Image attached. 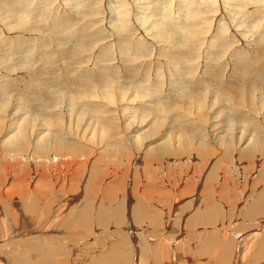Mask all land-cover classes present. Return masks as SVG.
Masks as SVG:
<instances>
[{
  "label": "rangeland",
  "instance_id": "rangeland-1",
  "mask_svg": "<svg viewBox=\"0 0 264 264\" xmlns=\"http://www.w3.org/2000/svg\"><path fill=\"white\" fill-rule=\"evenodd\" d=\"M16 1L17 3H15ZM69 1L71 0H45L46 6L49 3L47 8L44 6L43 0H0V212L1 209H4L3 206L7 201L12 202L13 199H16L13 205L16 204L15 209L19 210L17 215L19 214L18 216L22 218V221L21 219L17 221L19 224L13 222L12 225L9 224L8 231L3 232L0 221V245H3L4 248L7 247L8 252L5 253V256L3 255L5 260H11L8 258L10 256L13 258L14 255L20 256L22 253L31 251L35 243L47 236L57 237L58 242L53 240L49 246H53L52 243H54L55 247H62L63 244V250L67 248V255L73 262H96L104 256L105 250H109L110 255L119 254L117 247L109 246L110 243L116 240L121 241L123 234H127L128 238L131 234L128 231L130 229L132 231L133 228L130 227L131 223L123 226L111 223V213L120 206L126 211L129 210L126 214H130L132 217V212H135L137 207L143 206L148 209V218L147 215L144 216L141 223L135 222L133 218V225L137 223L134 227L139 228L147 240L150 238L152 241H156L161 237L170 240L171 250L163 257L158 256L156 262L173 261L176 264L217 262L218 258L215 259L204 245L207 236L218 227L220 230V232L217 231L218 235L230 236L235 241V245L230 249L231 257L227 256L229 261L226 262L241 261L243 254L240 256L242 250L239 249L241 241L239 236L242 235L241 238H243L253 232V229L259 230L260 224L255 222L252 217L248 218L243 214L230 211V204L232 203L231 207L233 208L235 202L241 203L240 201L243 199L237 197L246 190L244 198L245 196L251 198L248 203L242 202V205L245 206L244 210L248 209L254 204L252 197L264 192L261 188V186L264 187V140L262 145L260 143L254 146L256 149L254 148L252 153L255 152V154L250 157V152L240 149L232 135L236 129L235 121H237L238 124L235 125L238 127L241 125L242 128L245 127L249 131H257L258 134L264 135V123H262L264 120V112H262V110L264 111V83L261 77H253L252 74V71L255 74H264V49H262L264 46V24H262L264 16L256 19L233 17L225 12L226 6H232L233 2L235 4L239 0H211V4L204 7L207 9L201 13L203 21L202 24L200 23V29L203 33L201 34L200 30L198 32L203 36L197 42V45L199 44L197 56L193 53L188 55L189 50L183 42L184 46L178 44L180 38L176 32L183 26L182 24L186 22L185 20L191 13L184 0H159V4H157L158 0L155 2L154 0H144L146 3L149 1L150 4L156 3L157 7L154 4L149 10L147 8L139 9L141 13L145 12L142 14L138 10V3L134 4L136 2L134 0H109L110 2L108 0H72L71 4L68 3ZM163 1L167 2V5ZM91 2H94V5ZM149 3L147 4L149 5ZM56 5L60 7L57 8ZM170 6L171 8H169ZM66 7L67 9H65ZM121 7H125V9H121ZM49 8L50 13L48 12ZM165 10L170 12L166 18L170 28L175 32L172 34L173 37H169V40L164 39L161 43L158 41L159 38H162L160 33L162 30L159 28L164 26L163 21L160 20L162 17L164 18ZM146 11L148 12L146 13ZM158 11L164 15L157 14ZM174 11L176 12L174 13ZM122 13L123 15L128 13L125 29L121 25ZM23 15H27V20L19 23ZM17 16L19 17L17 18ZM84 16L85 18H83ZM97 16L99 17L97 18ZM57 18L59 19L57 20ZM134 19H137L138 22ZM152 22H154L153 25ZM240 24L246 25H244L246 36L243 40L237 33H241L238 26ZM148 26L154 28L150 27L153 32L150 30V33L146 35L144 30ZM60 27H62L61 31ZM121 29L125 32L120 31ZM72 30L75 32L74 34H72ZM66 33L70 34L65 36ZM216 35L221 38L222 42L227 43L226 48L225 46L220 47L219 38ZM55 36H57L56 39ZM210 38L212 40L214 38L213 42L217 45ZM207 42L213 45L211 44L210 47ZM254 42L255 45L252 47L251 44ZM25 43L27 48L24 46ZM61 43L65 45L61 47ZM170 43L176 44V47L171 49ZM174 49L179 50L174 52ZM237 49L239 52L235 51ZM181 51L183 58L179 59L176 55ZM97 52L98 54H96ZM204 52L205 54H203ZM207 53H214L210 54L214 56ZM234 54L235 56H232ZM207 55L209 56L207 58H212L210 60L205 58ZM217 58H221V61ZM239 59L245 60L244 66L241 68L238 65ZM203 60L207 62L205 63ZM127 61H130L129 67ZM158 61L163 62L160 63V67ZM234 61H238V63H234ZM192 62L195 63L192 64ZM212 65H218L216 71L214 70L216 66ZM207 66L211 68H207ZM157 70L158 74H156ZM193 76L198 81L191 80ZM213 77L215 78L213 79ZM170 82L173 83L172 86ZM218 83L221 84L218 85ZM107 85L108 87H105ZM162 89L165 91L162 92ZM194 92L200 94L203 99L205 98L204 104L201 103L203 107L201 105L197 111L194 108L193 99L182 98L185 94ZM76 94H79L76 96L79 101L75 99L71 105L73 104L76 115L83 113V117H86L84 121H80L74 116L77 124L81 125L80 132L77 134L81 138L77 135L72 137L73 132L69 129L64 115L68 104L67 100L71 96L75 97ZM217 95L220 96V101L214 103ZM177 101L182 105H176ZM17 108L21 110L22 114L15 119H10L13 110H17ZM161 108L172 109L176 120L174 121L171 116L164 114L165 125L154 131L151 112H155L159 116L163 110ZM37 114L43 119V125L39 123V127L36 128L37 133H49V137L42 144L37 145L36 142V138L40 134L34 135L33 139L28 135L27 141L23 142L25 145L17 140L3 142L19 131L16 125L21 123L22 118L30 115V119H41L36 118L39 117L36 116ZM90 117L95 122H92L91 125L95 124L96 128L91 132V129H88L91 128L90 125L87 128L89 132L84 134L85 121ZM217 117L222 121H219V125L222 124L221 128L224 127L223 134L226 133L225 137L229 139L222 141L223 143L219 141L215 144L214 142L217 140L211 136L214 132H209L208 129L214 123L213 119L217 120ZM95 118L100 119L96 120ZM18 119H20L19 122ZM48 121L55 122L47 123ZM16 122L18 123L16 124ZM184 122L187 125H182L184 129L190 127L195 131L193 135L195 139L186 135L184 130L185 134L179 132L181 131L180 123ZM13 123L14 125H12ZM133 128L134 130L130 132ZM4 131L5 133H3ZM100 132L102 134L107 132L108 135L104 134V139L99 140V138H103ZM92 134H95L94 139H92ZM223 134L220 133L219 136ZM171 135H179L181 143L176 142L174 137L171 140L168 139V136ZM57 136L62 137L65 141L54 143L52 139ZM130 136H138V140L133 142ZM168 140L170 143H163ZM228 141L231 143V147L226 146L225 143ZM177 144L179 145L177 146ZM48 183L56 187L55 195L51 197L56 203V208H53L54 213L66 203L67 205L73 204L78 210L90 207L92 212H95L93 214L98 216L102 208L108 205L110 215L106 214V216L109 217V224L102 227L98 222H90L89 225L92 226V231H90L87 230L85 224L79 222L78 217L80 216L76 217L71 213L72 211L70 212L71 216L62 217L63 223H60L58 219L60 216L54 217L50 212L48 215L51 214V217L54 218L48 217L47 214L31 217L25 215L24 211L20 209L22 205L20 202H25V197L28 194L32 197V190L37 191V194L44 198L43 193L46 192L41 189ZM256 185H259V190L250 189L255 188ZM29 186L31 187L29 188ZM35 187L40 189L37 190ZM253 190L255 193L252 192ZM205 198H214L217 206L214 207L213 213L217 216L220 215V220L216 218L213 224L211 222L190 223L189 218L196 214L193 212L198 209L204 211ZM171 199H175L174 202H177V210L173 204L171 207ZM45 200L43 199L41 204H45ZM189 201H192L190 203L192 207L196 205L195 208L191 207L190 212L184 211L183 215L181 214L183 217L179 216V213H182L185 208L186 202ZM169 208H174L176 213L171 214L172 209ZM200 208L203 209L200 210ZM156 217L157 222L154 221ZM65 218L71 219V221L64 224L67 221ZM182 225L185 226L183 227L184 231L181 230ZM107 227L109 231H107ZM114 229L116 231L112 232ZM136 229L132 232H136ZM40 230L43 231L40 232ZM115 233L123 234L119 237ZM197 233L198 235H196ZM7 234L8 237L4 238ZM102 235L106 236L105 239ZM181 238L183 240L181 242L184 244L179 242ZM6 239H9L8 243ZM201 239L202 241H200ZM104 240L111 242L101 243ZM130 240L131 238L128 243ZM104 243H107L108 246ZM128 245L129 248L126 247V250L131 251V244ZM183 245L185 246L183 247ZM11 247L16 250L13 251ZM133 250L135 251V246ZM88 254L90 259L87 260L84 255ZM150 261L155 262L153 259L147 262Z\"/></svg>",
  "mask_w": 264,
  "mask_h": 264
},
{
  "label": "bare ground",
  "instance_id": "bare-ground-1",
  "mask_svg": "<svg viewBox=\"0 0 264 264\" xmlns=\"http://www.w3.org/2000/svg\"><path fill=\"white\" fill-rule=\"evenodd\" d=\"M6 1V0H5ZM44 2H45V0H43ZM51 1V0H50ZM74 1V0H73ZM81 1V0H80ZM85 1V0H84ZM93 1V0H92ZM109 1V0H108ZM118 1V0H117ZM122 1H124V0H122ZM133 1V0H132ZM134 1H136V2H134V4H137V6H138V10L140 9H143L144 8V10H145V8H147L148 10L149 9H151V5H156V7H157V4H159L160 3V1L158 0H156L157 1V4L156 3H154L155 2V0H154V2H153V4H150L149 2H147V3H149V5L144 1V0H134ZM185 1V5L186 6H188L189 7V10H190V16H189V18H187L185 21L186 22H184V24H182V22H183V20H182V22H181V24L183 25L181 28H179V30H177V34H178V36H179V38H180V41L178 40V44H179V46H184L183 45V43L184 44H186V46H187V49L189 50V52H188V55H191V53H193V54H197V56H198V54L199 53H197V46L199 45H197V42L200 40V37H202L203 35H199V30L201 31V29H200V23L203 21L202 20V15H201V13L203 12V11H205L207 8H204V7H206L209 3L211 4V0H184ZM236 1H238V0H236ZM254 1H256V2H254ZM239 0L238 2H236L235 4H234V2H233V4H232V6H226V10H225V12L228 14V15H230V16H236L237 18L239 17V18H244V19H256V18H262V16H264V1H261V0ZM3 2V1H2ZM1 2V3H2ZM10 2V1H9ZM19 2V1H18ZM36 2V1H35ZM41 2V1H40ZM47 2V1H46ZM46 2H45V5L44 6H46ZM70 2H72V0L71 1H69L68 3H70ZM110 2V1H109ZM164 2V1H163ZM15 3H17V1L15 2ZM61 3V2H60ZM93 5H94V2H91ZM108 3V2H107ZM106 3V4H107ZM118 3V2H117ZM120 3V2H119ZM127 3V2H126ZM151 3H152V1H151ZM165 3V2H164ZM167 3V2H166ZM165 3V4H166ZM171 3V2H170ZM170 3H169V5H170ZM176 3V2H175ZM178 3V2H177ZM230 3V2H229ZM41 4V3H40ZM41 4V5H42ZM49 4V3H48ZM48 4H47V6H48ZM50 4H52V2H50ZM58 4V3H57ZM71 4V3H70ZM79 4V3H78ZM111 4H112V2H111ZM116 4V3H115ZM121 4V3H120ZM124 4V3H123ZM128 4V3H127ZM132 4V3H131ZM215 4V3H214ZM3 5H4V3H3ZM11 5V4H10ZM65 5V4H64ZM75 5H77V4H75ZM162 5V4H161ZM167 5V4H166ZM173 5V4H172ZM184 5V6H185ZM231 5V4H230ZM43 6V7H44ZM46 6V7H47ZM49 6H51V5H49ZM57 6V8L58 7H60V6H58V5H56ZM78 6V5H77ZM89 6V5H88ZM108 7H109V5H107ZM114 6V5H113ZM116 6V5H115ZM119 6V5H118ZM124 6V5H123ZM225 6V5H224ZM1 7V6H0ZM45 7V8H46ZM52 7V6H51ZM50 7V8H51ZM64 7V6H63ZM80 7V6H79ZM126 7H128V6H126ZM133 7V6H132ZM136 7V6H135ZM178 7H179V5H178ZM48 8V7H47ZM50 8L48 9V12L50 11ZM62 8V7H61ZM116 8H118V7H116ZM124 9H125V7H123ZM122 7H121V9H123ZM153 8V7H152ZM163 8V7H162ZM162 8H161V10H162ZM169 8H171V6L169 7ZM174 7L172 6V9H173ZM181 8V7H180ZM65 9H67V7L65 8ZM70 9V8H69ZM75 9V8H74ZM112 9H113V7H112ZM119 9V8H118ZM17 10V9H16ZM45 10V9H44ZM71 10H73L72 8H71ZM115 10V9H114ZM139 10V11H140ZM160 10V11H161ZM164 10V9H163ZM177 10H178V8H177ZM183 10V9H182ZM188 10V11H189ZM214 10V9H213ZM113 11V10H112ZM123 11V10H122ZM121 11V12H122ZM125 11V10H124ZM134 11V10H133ZM137 11V10H136ZM138 11V12H139ZM218 11V10H217ZM224 11V10H223ZM9 12V11H8ZM115 12H116V10H115ZM118 12H120V11H118ZM120 12V13H121ZM148 11H146V13H147ZM152 12V11H151ZM159 12V11H158ZM164 12V11H163ZM166 12V13H165ZM165 12H164V14L163 13H157V14H163L164 15V18L162 17V20H160V21H163L162 22V24L164 25V26H162L161 28H159V30L161 29L162 30V32H160L161 33V37L163 38H159V42H161V43H163V40L164 39H168L169 37H171L172 36V34H174V32L175 31H173L171 28H170V26H169V21H168V19L166 18V17H168V15L170 14V12H169V10H165ZM176 11H174V13H175ZM186 12V11H185ZM225 12H224V14H225ZM50 13V12H49ZM65 13H66V11H65ZM68 13V12H67ZM74 13H76L75 11H74ZM78 13V12H77ZM109 13H110V15H111V12L109 11ZM135 13V12H134ZM140 13H141V11H140ZM142 13H145V12H142ZM141 13V14H142ZM206 13V12H205ZM5 14V13H4ZM24 14V13H23ZM26 14V13H25ZM85 14V13H84ZM113 14V13H112ZM117 14V13H116ZM141 14H139V15H141ZM177 14V13H176ZM188 14H189V12H188ZM217 14H219V13H217ZM223 14V13H222ZM223 14V15H224ZM29 15V14H28ZM64 15V14H63ZM76 15H78V14H76ZM127 15H128V13H124V15H123V13H122V16L120 17L121 18V20H122V22H121V25L123 26L122 28H126V23H127ZM146 15V14H145ZM144 15V16H145ZM148 15V14H147ZM181 15V14H180ZM66 17H67V15H65ZM116 16V15H115ZM179 16V15H178ZM187 16V15H186ZM5 17V16H4ZM19 16H17V18H18ZM28 17H30V16H28ZM73 17V16H72ZM75 17V16H74ZM99 16H97V18H98ZM108 17V16H107ZM117 17H119V16H117ZM135 17V16H134ZM143 17V16H142ZM141 17V18H142ZM160 17V16H159ZM182 17V16H181ZM13 18V17H12ZM16 18V17H15ZM83 18H85V16L83 17ZM91 18V17H90ZM93 18V17H92ZM115 18V17H114ZM131 18V17H130ZM141 18H140V20H141ZM149 18V17H148ZM171 18V17H170ZM230 18V17H229ZM14 19V18H13ZM59 18H57V20H58ZM78 19V18H77ZM79 19H81V18H79ZM108 19V18H107ZM112 19V18H111ZM110 19V20H111ZM118 19V18H117ZM156 19V18H155ZM234 19V18H233ZM12 20V19H11ZM27 20V15L25 16V15H23L21 18H20V21L19 20H17V21H19V23H21L22 21L23 22H25ZM29 20V19H28ZM66 20V19H65ZM95 20H97V19H95ZM115 20H116V18H115ZM114 20V21H115ZM129 20V19H128ZM134 20H136V22H138L137 21V19H134ZM145 20V19H144ZM153 21H154V19H152ZM178 20V19H177ZM205 20V19H204ZM232 20V19H231ZM264 20V19H263ZM262 20V21H263ZM120 21V20H119ZM142 21V20H141ZM179 21V20H178ZM181 21V20H180ZM241 21V20H240ZM243 21V20H242ZM253 21V20H252ZM262 21H261V23H262ZM59 22V21H58ZM67 22V21H66ZM110 22V21H109ZM140 22V21H139ZM143 22V21H142ZM156 22V21H155ZM158 22H159V19H158ZM173 22H174V20H173ZM217 22V21H216ZM14 23H16V22H14ZM65 23V22H64ZM93 23H94V21H93ZM111 23V22H110ZM153 23L154 22H152V25H153ZM161 23V22H160ZM175 23H176V21H175ZM174 23V24H175ZM178 23V22H177ZM180 23V22H179ZM209 23V22H208ZM212 23V22H211ZM242 23V22H241ZM252 23V22H251ZM13 24V23H12ZM60 24V23H59ZM113 24V23H112ZM137 24V23H136ZM202 24V23H201ZM219 24V23H218ZM255 24V23H254ZM262 24H264V23H262ZM54 25V24H53ZM110 25V24H109ZM120 25V26H121ZM144 25V24H143ZM151 25V26H152ZM176 25V24H175ZM203 25H204V22H203ZM206 25V24H205ZM216 25V24H215ZM234 25V24H233ZM244 25L245 24H240V25H238L239 26V28H240V30H241V33L239 34V32H237L238 33V35L241 37V39L243 40V38L246 36L245 35V31H246V29L244 28ZM86 26V25H85ZM84 26V27H85ZM133 26H134V24H133ZM151 26H148V28H146L145 30H144V33L147 35V34H149L150 33V27ZM202 26V25H201ZM211 26V25H210ZM219 26H220V24H219ZM219 26H217V27H219ZM246 26V25H245ZM83 27V28H84ZM91 27V26H90ZM115 26H114V24H113V28H114ZM158 27V26H157ZM176 28H177V25L175 26ZM178 27H179V25H178ZM206 27V26H205ZM221 27V26H220ZM65 28V27H64ZM152 28V27H151ZM154 28V27H153ZM152 28V29H153ZM166 28V29H165ZM234 28V27H233ZM86 29H87V27H86ZM118 29V28H117ZM117 29H116V31H117ZM120 29V28H119ZM219 29V28H218ZM226 29V28H225ZM62 30V27H60V31ZM88 30V29H87ZM111 30H112V28H111ZM157 30V29H156ZM212 30V29H211ZM237 30V29H236ZM253 30V29H252ZM256 30V29H255ZM54 31V30H53ZM73 31V30H72ZM92 31V30H91ZM115 31V30H114ZM120 31H124L125 32V30H120ZM152 31V30H151ZM155 31V30H154ZM221 31V30H220ZM222 31H224V30H222ZM226 31H227V29H226ZM87 32V31H86ZM119 32V31H118ZM153 32V31H152ZM214 33H215V31H213ZM254 32V31H253ZM72 33V32H71ZM75 32L73 31V33L72 34H74ZM93 33H94V31H93ZM201 34L203 33V31H201L200 32ZM264 33V32H263ZM54 34V33H53ZM70 33H66V35L65 36H68ZM71 34V35H72ZM89 34V33H88ZM96 34V33H95ZM139 34V33H138ZM142 34V33H141ZM157 34H158V32H157ZM220 34V33H219ZM255 34V33H254ZM257 34V33H256ZM61 35H62V33H61ZM78 35H80V34H78ZM83 35V34H82ZM221 35V34H220ZM258 35V34H257ZM256 35V36H257ZM260 35V34H259ZM64 36V35H63ZM75 36V35H74ZM116 36H119V35H116ZM176 36V35H175ZM213 36V35H212ZM212 36H211V38H212ZM216 36H218V35H216ZM223 36V35H222ZM239 36H237V37H239ZM52 37H53V35H52ZM56 37L57 36H55V39H56ZM87 38H89V36H86ZM90 37H92V36H90ZM173 37V36H172ZM206 37V36H205ZM214 37V36H213ZM262 37H263V34H262ZM59 38V37H58ZM64 38V37H63ZM81 38V37H80ZM210 38V39H211ZM218 38H219V36H218ZM260 38V37H259ZM258 38V39H259ZM24 39V38H23ZM54 39V38H53ZM121 39V38H120ZM126 39V38H125ZM147 39V38H146ZM145 39V40H146ZM171 40H172V38H170ZM176 39V38H175ZM203 39V38H202ZM209 39V40H210ZM252 39V38H251ZM61 40V39H60ZM152 40V39H151ZM169 40V39H168ZM212 40V39H211ZM213 40H214V38H213ZM213 40H212V42H213ZM215 40H217L216 39V37H215ZM124 41V40H123ZM127 41V40H126ZM176 41V40H175ZM248 41H250V40H248ZM125 42V41H124ZM158 42V43H159ZM183 42V43H182ZM206 42V41H205ZM209 42V41H208ZM208 42H207V44H208ZM211 42V41H210ZM219 44H220V47H224L225 46V48L227 47V43H225V42H222V40H221V38H219ZM123 43V42H122ZM201 43V42H200ZM213 43H215V42H213ZM150 44V43H149ZM212 44V43H211ZM211 44H208V45H210V47L213 45H211ZM216 44V43H215ZM214 44V45H215ZM58 45H60V44H58ZM65 45V44H64ZM64 45H62V43H61V47H63ZM108 45H110V44H108ZM151 45V44H150ZM155 45V44H154ZM166 45V44H165ZM217 45V44H216ZM243 45V44H242ZM255 45V42L254 43H252L251 44V46L253 47ZM25 47H26V43H25V45H24ZM94 46H95V44H94ZM101 46V45H100ZM103 46V45H102ZM101 46V47H102ZM136 46V45H135ZM176 47V44H174V43H170V45H169V47L172 49L173 47ZM201 46V45H200ZM23 47V46H22ZM24 47V48H25ZM107 47V46H106ZM110 47V46H109ZM256 47V46H255ZM27 48V47H26ZM138 48V47H137ZM149 48V47H148ZM159 48V47H158ZM182 48V47H181ZM199 48V47H198ZM205 48V47H204ZM222 48H220V49H222ZM23 49V48H22ZM150 49V48H149ZM212 49V48H211ZM211 49H208V50H211ZM254 49V48H253ZM252 49V50H253ZM256 49H258V48H256ZM262 49H264V46L262 47ZM29 50H31L30 48H29ZM94 50V49H93ZM148 50V49H147ZM152 50V49H151ZM179 49H174V52L175 51H178ZM239 49H237V50H235V51H238ZM251 50V49H250ZM250 50H248V51H250ZM259 50H261V49H259ZM97 51H99L98 49H97ZM199 51V50H198ZM205 51V50H204ZM242 51V50H241ZM254 51H256V50H254ZM258 51V50H257ZM256 51V52H257ZM262 51V50H261ZM21 52H23V51H21ZM30 52V51H29ZM148 52H150V51H148ZM163 52V51H162ZM205 52H207V51H205ZM205 52L203 53V54H205ZM213 52H214V49H213ZM234 52V51H233ZM239 52V51H238ZM246 52V51H245ZM42 53V52H41ZM95 53V52H94ZM93 53V54H94ZM102 53V52H101ZM158 53V52H157ZM187 53V52H186ZM254 53V52H253ZM96 54H98V52L96 53ZM95 54V55H96ZM174 54V53H173ZM207 54H209V53H207ZM210 54H214V53H210ZM209 54V55H210ZM236 54V53H235ZM235 54L234 55H232V56H235ZM158 55H159V53H158ZM160 56V55H159ZM176 56H178V58L180 59V58H183V56H182V51L181 52H179ZM197 56L195 57V59L197 58ZM210 56H214V55H210ZM237 56H239V53H237ZM98 57H99V55H98ZM124 57V56H123ZM205 57V56H204ZM207 57H209L208 55L205 57V58H207ZM17 58H18V56H17ZM94 58V57H93ZM125 58V57H124ZM212 57H210V58H207V59H211ZM228 58V57H227ZM237 58V57H236ZM85 59V58H84ZM100 59V58H99ZM122 59V58H121ZM230 59V58H229ZM165 59H164V57H163V61H164ZM200 60V59H199ZM206 60V59H205ZM214 60H215V58H214ZM213 60V61H214ZM217 60H220L221 61V58L220 59H218L217 58ZM237 60V59H236ZM240 60H242V59H239V64L238 65H240V68H241V66H244V61L242 60V61H240ZM85 61V60H84ZM98 61V60H97ZM166 61V60H165ZM164 61V62H165ZM196 61H198V60H196ZM195 61V62H196ZM204 61V60H203ZM212 61V63H214ZM194 62V63H195ZM199 62V61H198ZM205 63L207 62V61H204ZM211 62V61H210ZM216 62V61H215ZM235 62H237L238 63V61H234V63ZM80 63V62H79ZM146 63V62H145ZM158 64H159V67H160V63H163V62H160V61H158L157 62ZM188 63V62H187ZM193 62H192V64H194ZM200 63V62H199ZM202 63V62H201ZM121 64V63H120ZM127 64H128V67L130 66V61H127ZM208 65H210L209 63H207ZM207 64H202V65H207ZM228 64V63H227ZM232 64V63H231ZM230 64V65H231ZM197 65H199V64H197ZM219 65V64H218ZM218 65H212V66H216L215 68H214V70L216 71V69L218 68ZM229 65V64H228ZM227 65V66H228ZM17 66V65H16ZM101 66V65H100ZM204 66V67H205ZM8 67V66H7ZM193 67V66H192ZM196 67V66H195ZM198 68H199V66H197ZM210 67V66H209ZM208 66H207V68H209ZM219 67H220V65H219ZM230 67H232V66H230ZM157 68H158V66H157ZM211 68V67H210ZM7 69H9V68H7ZM204 69V68H203ZM219 69H221V68H219ZM218 69V70H219ZM101 70V69H100ZM200 70V69H199ZM237 70V69H236ZM5 71V70H4ZM102 71V70H101ZM100 71V72H101ZM180 71L182 72V70H181V68H180ZM189 72H190V70H188ZM205 71V70H204ZM178 72V71H177ZM200 72V71H199ZM230 72H232V71H230ZM159 73V71L157 70V73L156 74H158ZM183 73V72H182ZM188 73V72H187ZM194 73V72H193ZM201 73H202V71H201ZM208 73V72H207ZM207 73H205V74H207ZM180 74V73H179ZM178 74V75H179ZM189 74V73H188ZM217 74V73H216ZM232 74V73H231ZM230 74V75H231ZM252 74H253V77H257V76H259V77H261L262 78V82L264 83V74L263 73H258V74H255L254 73V71H252ZM177 75V76H178ZM191 75V74H190ZM194 75H196V74H194ZM211 75V74H210ZM213 75V74H212ZM201 76V75H200ZM203 76H204V74H203ZM203 76H202V78H203ZM209 76V75H208ZM214 76V75H213ZM180 77V76H179ZM191 77V76H190ZM232 77V76H231ZM153 78V77H152ZM186 78V77H185ZM201 78V77H200ZM199 78V79H200ZM206 78V77H205ZM215 77H213V79H214ZM10 79H11V77H10ZM156 79V78H155ZM192 79H194V76H193V78H191V80ZM182 80V79H181ZM190 79H189V81H191ZM201 80V79H200ZM203 80V79H202ZM61 81V80H60ZM184 81H185V79H184ZM194 81H198V80H195L194 79ZM155 82V81H154ZM182 82V81H181ZM181 82H179V83H181ZM161 83V82H160ZM171 83V82H170ZM178 83V82H177ZM178 83V84H179ZM9 84V83H8ZM154 84V83H153ZM156 84V83H155ZM154 84V85H155ZM191 84V83H190ZM192 84H193V81H192ZM221 83H218V85H220ZM151 85V84H150ZM173 85V83H171V86ZM197 85V84H196ZM105 87H108V85L107 86H105ZM148 87V86H147ZM152 87V86H151ZM158 87H161V86H158ZM157 87V89H160L161 90V88H158ZM165 87V86H164ZM181 88H182V86H181ZM60 89V88H59ZM119 89V88H118ZM117 89V90H118ZM150 89V88H149ZM164 89V88H163ZM162 89V90H163ZM60 91V90H59ZM114 90H113V88H112V92H113ZM165 90H163L162 92H164ZM53 92V91H52ZM57 93H58V91H56ZM109 92H111V91H109ZM167 92V91H166ZM62 94H63V92H61ZM70 93V92H69ZM166 94V93H165ZM173 94V93H172ZM77 95H79V94H76L75 95V97L74 96H71L67 101H68V104L66 105V108H65V112H64V115H65V120H66V122H68L67 123V125L69 126V129L73 132L72 134H73V136L72 137H74V135H77L79 132H80V127H81V125L79 124H77V120H80V121H84L85 120V118L86 117H83V113H79L78 115H76V113H75V109L73 108V104L71 105V103H74L75 102V99L76 100H78L77 98H76V96ZM89 95V94H88ZM166 95H168V94H166ZM59 96H60V94H59ZM62 96H64V94L62 95ZM70 96V95H69ZM93 96V95H92ZM102 96V95H101ZM218 96V95H217ZM61 97V96H60ZM79 97H81V96H79ZM78 97V98H79ZM83 97V96H82ZM211 97V96H210ZM219 97L220 96H218L217 98H216V100L215 101H213L214 103H218V100L220 101V99H219ZM65 98V97H64ZM67 98V97H66ZM83 98H85V97H83ZM183 99H193V104H194V108H195V110L197 111L199 108H200V106L202 105L201 103H203L204 102V99H203V97L200 95V94H198L197 92H194V93H188V94H185L183 97H182ZM17 99V98H16ZM110 99V98H109ZM133 99V98H132ZM182 99V100H183ZM60 100V99H59ZM62 100H64V99H62ZM107 100V99H106ZM65 101H66V99H65ZM79 101V100H78ZM96 101V100H95ZM222 101V100H221ZM136 102V101H135ZM178 102V101H177ZM6 103V102H5ZM63 103V102H62ZM103 103H104V101H103ZM108 103V102H107ZM204 104V103H203ZM176 105H178V106H181L182 104H180V102H178ZM71 106V107H70ZM175 106V105H174ZM202 107H203V105H202ZM22 109V108H21ZM72 109V110H71ZM161 109H163V110H161V112H160V114H159V116L155 113V112H151V114L153 115V117H152V119H153V125H152V127H153V130L154 131H156V130H159L160 128H162L164 125H165V123H166V120H165V117L163 118V115L164 114H168L169 116H171L172 117V119H174V121L176 120L175 118H174V115L173 114H175L173 111H172V109H170V110H168V109H165V108H161ZM56 110V109H55ZM73 110H74V112H73ZM4 111V110H3ZM14 112H12V114H11V118L10 119H15V118H17L19 115H21L22 114V112H21V110L19 109V108H17V110H13ZM86 111V110H85ZM187 111V110H186ZM189 111V110H188ZM73 112V113H72ZM162 112H164L162 115H161V113ZM262 112H264L263 110H262ZM119 113V112H118ZM189 113V112H188ZM111 114H112V112H111ZM149 114V113H148ZM154 114H155V116H154ZM194 114V113H193ZM262 114V113H261ZM0 115H1V113H0ZM191 115V114H190ZM257 115V114H256ZM263 115V114H262ZM261 115V116H262ZM34 116V115H33ZM36 116H39V117H36V118H41V116L39 115V114H37ZM77 117V120H76V118L75 117ZM124 116V115H123ZM147 116H149V115H147ZM151 116V115H150ZM222 116V115H221ZM220 116V117H221ZM197 117V116H196ZM34 118V117H33ZM227 118V117H226ZM96 119V118H95ZM100 119V118H99ZM99 119H96V120H99ZM148 119V118H147ZM147 119H145V120H147ZM151 119V118H150ZM167 119V118H166ZM19 120L20 119H18V122H19ZM43 119L41 118V119H30V115H28V116H26L25 118H22V120H21V123H19V125H16V127H18L19 128V131L16 133V134H14V135H12V136H10L9 138H7V139H5L3 142L4 143H7V142H9L10 140H17V141H20V143L21 144H24L23 142L26 140L27 141V137H28V135L30 136V137H32V139H33V136L35 135H37V134H40L36 139V142H37V145H39V144H42L43 142H44V140L46 139V138H48L49 137V133H37V127H39V123L41 124V125H43V121H42ZM93 120V121H92ZM92 120H91V117L88 119V120H86L85 121V123H86V128H85V130H84V134L85 133H87V132H89V130L87 131V128L91 125V123L93 122V123H95L94 122V119L92 118ZM120 120V119H119ZM144 120V121H145ZM170 120V119H169ZM214 120V123L210 126V128L208 129L209 130V132H214V133H212L211 134V136L212 137H214V139H216L217 141H215L214 143L215 144H217L219 141H221V143H223L222 141H225L226 139H229L228 137L226 138L225 137V135H226V133L225 134H223L224 132H225V130L223 129V128H221L222 127V124L221 125H219V121H221V119L219 120V117H217V120H215V119H213ZM260 120V119H259ZM101 121V120H100ZM216 121V122H215ZM18 122H16V124L18 123ZM50 122H55V121H48L47 123H50ZM169 122V121H168ZM168 122H167V125H168ZM222 122V121H221ZM237 121H235V124H238V123H236ZM259 122H261V121H259ZM79 123H81V122H79ZM173 123V122H172ZM203 123V122H202ZM262 123H264V120L262 121ZM261 123V124H262ZM82 124V123H81ZM171 124V123H170ZM181 124V131H179L181 134H185L184 133V131H186V135H188L191 139H195V137H193V135H194V133H195V131L193 130V128H188V129H184V126H187V125H185V122L184 123H180ZM234 124V126L236 127V129H235V131L233 132V135H232V137H235V139H236V141H237V143H238V146L240 147V149L242 148V150L244 151H248V152H250V157H253V155L255 154V152L254 153H252V151H253V149L255 148L254 146H256V144H260V145H262L263 143V140H264V135L262 136V135H260V133L258 134V132L257 131H255V132H253V131H249V130H247L245 127V129L244 128H242L241 127V125L238 127V125H235ZM12 125H14V123L12 124ZM11 125V126H12ZM166 125V127H168ZM182 125H184V126H182ZM172 126V125H171ZM224 126V125H223ZM99 127V126H98ZM102 127V126H101ZM170 127V126H169ZM173 127V126H172ZM229 127V126H228ZM94 128H96V125L95 124H92L91 125V128H88V129H91V132L93 131V130H95ZM135 128V127H134ZM134 128L130 131V132H132L133 130H134ZM230 128V127H229ZM93 129V130H92ZM103 130H104V128H103ZM102 130V131H103ZM184 130V131H183ZM264 130V129H263ZM230 131V130H229ZM90 132V133H91ZM129 132V131H128ZM129 132V133H130ZM3 133H5V131L3 132ZM95 133V132H94ZM101 133V132H100ZM107 132H105V133H101V137L103 136V138L102 139H100L99 137H100V135H98L99 137V140H103L104 139V134L105 135H108V133L106 134ZM128 133V134H129ZM220 133H222L223 135L222 136H219V134ZM255 133V134H254ZM26 134V135H25ZM83 134V135H84ZM99 134V133H98ZM5 135V134H4ZM3 135V136H4ZM7 135V134H6ZM93 135V134H92ZM95 135V134H94ZM94 135L91 137L92 139H94ZM210 135V134H209ZM80 137V135H77V137ZM96 136H97V133H96ZM95 136V137H96ZM185 136V135H184ZM83 137V136H82ZM129 137V136H128ZM176 138V142H179V144L181 143L179 140L181 139L180 137H179V135H171V136H168V139H170L171 140V138ZM81 138V137H80ZM90 138V139H91ZM76 139H78V138H76ZM130 139H133L132 141L133 142H136L137 140H138V136H130ZM232 139V138H231ZM61 140H63V141H65V139H63L62 137H60V136H57V137H53V139H52V141L54 142V143H58V142H60ZM35 142V143H36ZM26 143V142H25ZM28 143V142H27ZM66 143H67V141H66ZM163 143H170V141L168 140V141H165V142H163ZM172 143V142H171ZM179 144H177V146L179 145ZM226 144V146L227 147H229L230 145H231V143L228 141V142H226L225 143ZM25 145V144H24ZM219 146H220V143H219ZM223 146V145H222ZM231 147V146H230ZM226 148V147H225ZM234 149V148H233ZM237 149H239V148H237ZM256 149V148H255ZM254 149V150H255ZM234 151V150H233ZM234 154V153H233ZM256 159V158H255ZM240 166V165H239ZM242 166V165H241ZM191 167V166H190ZM191 184V183H190ZM25 186V185H24ZM31 186H29V188H30ZM248 187V186H247ZM37 190H39L40 188H38V187H35ZM237 188V187H236ZM259 185H256V187L255 188H250V189H258L259 190ZM261 188H262V190L264 191V187L263 186H261ZM235 189V188H234ZM32 190V189H31ZM41 190H44L46 193H43V195L45 196L44 198H41L38 194H37V191H35V190H32V197H31V195H29L28 193H25L26 195H27V197H25V202H20V203H22V205H21V207H20V209L21 210H23L24 211V213H25V215H30V217L31 216H36V215H39V214H49V212L51 213V214H53V216L54 217H59L58 219L60 220V223H63V216H67V217H69V216H71V214H70V212L72 213V214H74V215H76V217H78V216H80V217H78L79 218V222H81L82 224H85V227L87 228V230L89 229L90 231H92V226L91 225H89V223L90 222H98V224H101L102 225V227L104 226H106L107 224H109V220H108V218H107V216H106V214H109L110 215V211H109V206L107 205V207H104V208H102V210H101V212L98 214V216H96V214H93V212H92V208H90V207H86V209L85 210H78V209H75V206L73 205V204H70V205H67L66 203H64L63 205H62V207L61 208H59V210H56L55 211V213H54V209L53 208H56V203L54 202V200H53V198H51L52 196H54L55 195V191H56V187H54L52 184H46V185H44L43 187H42V189ZM233 191H235V190H233ZM43 192V191H42ZM245 192H247L246 190L245 191H243L242 193H240L241 195L239 196V197H237L238 199H243V201H240L241 203H238V202H235L234 204V207L232 208L231 206V204H230V208H231V210L230 211H234V212H237L238 214H243L245 217H248V218H253V220L255 221V222H257V223H259L260 225H259V230L258 229H253V232H251L250 234L248 233V235L246 236L245 235V237H243V238H241L242 237V235L241 236H239L240 238L239 239H241V241H240V245H239V249H240V251L242 250V252H241V254H240V252H239V254H240V256L242 255V257H243V259H241V261H238V262H226L228 259H229V257H227V256H229L230 254V249H231V247L233 246V245H235V241H234V239H232L230 236H226V235H218L217 234V231L218 232H220V230L218 229V228H216L215 230H213L208 236H207V238L205 239V245H204V247H207V250H209L210 252V254L213 256V257H215V259H216V257L218 258V261L217 262H215V261H213V262H210L209 264H264V192H262L261 194H259L258 196L256 195H254L253 197H252V200L254 201V204H252V206L250 207V208H248V209H245L244 210V204L245 203H248L250 200V198L251 197H249V196H245V198H244V195H245ZM252 192H254L255 193V190H253ZM254 193H251V194H254ZM51 195V196H50ZM49 196V197H48ZM31 197V198H30ZM256 197V198H255ZM247 198V199H246ZM260 200H259V199ZM43 199H46L44 202H45V204H41V201H43ZM206 199V202H203V204L204 203H206V206H205V208H204V211L202 210L203 208H200V210H202V211H199V209H198V211H195V212H193V213H196L192 218H189V220H190V223H192V224H197V222H198V224L200 223V224H203V223H212L213 224V222L215 221V219L216 218H219V216H217V215H215L214 213H213V211H214V207H216L217 206V204L215 203V200H214V198H205ZM221 199V198H220ZM14 200L16 201V199H13V201L12 202H10V200L9 201H7L6 203H5V205L3 206V208L4 209H1V212H0V214H1V217H0V221H1V230H2V232L3 231H8V227L10 228V226H9V224L10 225H12L13 224V222L14 223H16L17 221H19L20 219H21V221H22V218H20L18 215H17V211H19V210H17V209H15V207H16V204L15 205H13L14 203ZM20 200V199H19ZM194 200V199H193ZM160 201V200H159ZM175 201V199L173 200V199H171V207H172V204L174 205L173 207L177 210V202L175 203L174 202ZM179 201V200H178ZM216 201H218V200H216ZM69 202V201H68ZM163 202H165L166 203V201H163ZM192 201H189V202H186V204H185V208L182 210V213L180 212L179 213V216H181V217H183L182 215H183V213H184V211L186 212V211H188V212H190L191 210H192V208L194 207V206H196V205H193V207L190 205V203H191ZM194 202H195V200H194ZM228 202V201H227ZM231 202V201H230ZM242 202L244 203L243 205H242ZM164 203V204H165ZM90 204V203H89ZM20 205V204H19ZM105 205V204H104ZM119 205V204H118ZM126 205V204H125ZM129 205V204H128ZM201 205H202V203H201ZM200 205V206H201ZM116 207V206H115ZM169 207V206H168ZM192 207V208H191ZM204 207V206H203ZM242 208V209H239V208ZM77 208V207H76ZM111 208V207H110ZM174 208H169L170 210H171V214H173L176 210L174 209ZM195 208V207H194ZM71 209V210H70ZM126 209V208H125ZM127 209H128V207H127ZM237 209V210H236ZM70 210V211H69ZM136 211L135 212H132V217H131V215L130 214H126V212L127 211H129V210H124L122 207H118V208H116V209H114L113 210V212L111 213V217H112V220L110 221L111 223H114V224H116V225H118V226H123L124 224L125 225H128V224H130V227H132L133 229H132V231L134 230V229H136L134 226L137 224V223H141L142 221H143V217L144 216H146L147 214L149 215V212H147L148 211V209H146L145 207H143V206H139V207H137L136 209H135ZM95 211H98V209H95ZM163 211H166V210H163ZM167 212H168V210H167ZM95 213V212H94ZM128 213V212H127ZM176 213V212H175ZM51 214L50 215H48V217H51ZM182 214V215H181ZM233 214H236V213H233ZM95 215V216H94ZM128 215H130L129 217L130 218H132L131 219V221H130V218L128 217V218H126ZM148 215H147V218H148ZM177 215V214H176ZM193 215V214H192ZM51 217V218H54V217ZM178 216V215H177ZM256 216V217H255ZM258 216V217H257ZM24 217H26V216H24ZM42 217V216H41ZM75 217V218H76ZM110 217V218H111ZM150 217V216H149ZM153 217V216H152ZM176 217V216H175ZM180 217V218H181ZM222 217V216H221ZM62 218V219H61ZM133 218H134V220H135V222L137 221V223L135 224V225H133ZM154 218V217H153ZM179 218V219H180ZM25 219V218H24ZM50 219V218H49ZM57 219V220H58ZM66 219V218H65ZM152 219V218H151ZM67 220V219H66ZM154 220V219H153ZM157 220V217L155 218V222H157L156 221ZM219 220H220V218H219ZM71 221V219H69V220H67L64 224H66V223H69ZM154 221H152V222H154ZM100 222V223H99ZM177 222V221H176ZM180 222V221H179ZM18 224H19V222H17ZM21 223V222H20ZM183 224V223H182ZM24 225H26V224H24ZM79 225V224H78ZM186 225V224H185ZM35 226V225H34ZM50 226H53V225H50ZM56 226V225H55ZM118 226H115V227H118ZM180 226V225H179ZM23 227V226H22ZM110 227H112V226H110ZM127 227V226H126ZM183 227H185V226H183L182 225V228H181V230L182 231H184V229L185 228H183ZM206 227V226H205ZM36 228V227H35ZM129 228V227H128ZM256 228V227H255ZM97 229V228H96ZM106 229V228H105ZM116 229V228H115ZM114 229V231H112V232H115L116 230ZM187 229V228H186ZM199 229V228H198ZM197 229V230H198ZM202 229V228H201ZM13 230V229H12ZM94 230V229H93ZM131 230V229H130ZM128 231V233L129 232H131V234L129 235V237L127 238V234H125L126 235V237H124L125 235L123 234V239L121 240V241H119L118 242V240H116L115 242H111V241H109V242H111L110 243V245L109 246H114V247H117V249L119 250V254H111L110 255V251L109 250H105L106 252H105V254H104V256L103 257H101L99 260H97L96 262H73L72 260H70L69 259V255H67V248L65 249V250H63V244H62V247H60V246H58V247H55V244L54 243H52L53 244V246H49V243L51 242V241H53V240H58L57 239V237L55 238V237H51V236H47V237H42L43 239L42 240H40V241H38L37 243H35L34 244V246H33V248H32V250L30 251H28V252H26V253H22V255H20V256H17V255H14V257L12 258L11 256L10 257H8V258H11V260H5V253H8L7 252V250H6V248L7 247H3V245H0V264H176V262H156L155 260L158 258V256H161V257H163V256H165L171 249H170V247H171V245H170V240L168 239V238H163V237H161L160 238V240H156V241H152L150 238L147 240L146 238H144V233L143 232H140L139 230V228H137L136 230V232L134 231V232H132V231ZM180 230V231H181ZM43 230H40V232H42ZM107 231H109V229H108V227H107ZM119 231V230H118ZM117 231V232H118ZM179 231V230H178ZM201 231V230H200ZM104 232H106V231H104ZM111 232V233H112ZM120 232V231H119ZM124 232V231H123ZM126 232V231H125ZM210 232V231H209ZM87 233H88V231H87ZM90 233V232H89ZM95 233V232H94ZM103 233V232H102ZM106 233H108V232H106ZM110 233V232H109ZM187 233V232H186ZM9 234V233H8ZM8 234L6 235V236H4V238L6 237H8ZM96 234V233H95ZM115 234H117V236L119 235V237H121L122 236V234L120 235V234H118V233H115ZM39 235V234H38ZM56 235V234H55ZM90 235V234H89ZM109 235H111V234H109ZM186 235V234H185ZM196 235H198V233L196 234ZM39 236H41V235H39ZM97 237V236H96ZM101 237V236H100ZM102 237L104 238V237H106V236H104V235H102ZM102 238V239H103ZM129 238H131V240H130V242L128 243V241H129ZM201 238V237H200ZM105 239V238H104ZM111 239V238H110ZM108 240V239H107ZM101 241V243H103V242H107V243H109L108 241ZM120 240V239H119ZM136 240V241H135ZM179 240V239H178ZM181 240H182V238L180 239V241L179 242H181ZM2 241H4V240H2ZM183 241V240H182ZM193 241V240H192ZM200 241H202V239L200 240ZM0 242H1V239H0ZM6 242L8 243L9 242V239H6ZM58 242V241H57ZM107 243H104L105 245H107ZM183 242H181V244H182ZM200 243V242H199ZM204 243V242H203ZM95 244V243H94ZM128 244H131V247H133V248H131L130 247V250L131 251H129V249L128 250H126V247L127 248H129V245ZM184 244V243H183ZM102 245V244H101ZM108 246V245H107ZM134 246H135V251L133 250L134 249ZM182 246V245H181ZM185 245H183V247H184ZM12 248V247H11ZM13 249V251H15L16 249L15 248H12ZM95 249V248H94ZM62 250H63V252H62ZM233 250V249H232ZM60 251V252H59ZM59 253H60V256H59ZM64 253H66V254H64ZM69 254V253H68ZM170 254V253H169ZM4 255V256H3ZM73 255H74V253H73ZM102 255V254H101ZM175 255V254H174ZM82 256V255H81ZM85 256V259H90V256H89V254L88 255H84ZM93 256V255H92ZM99 256V255H98ZM173 257V256H172ZM230 257H231V255H230ZM238 257H239V255H238ZM207 258V257H206ZM235 258V257H234ZM153 259V261H155V262H147V261H149V260H152ZM172 259H175V258H172ZM213 259V258H212ZM93 260V259H92ZM145 260H147L146 262H145ZM170 260V259H169ZM211 260V259H210ZM229 261V260H228ZM191 263V262H190ZM202 264L204 263V264H207L208 262H201ZM178 264V263H177ZM181 264V263H180ZM189 264V263H188Z\"/></svg>",
  "mask_w": 264,
  "mask_h": 264
}]
</instances>
